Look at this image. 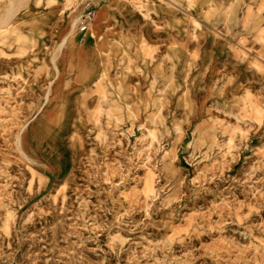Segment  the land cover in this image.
<instances>
[{"label":"rangeland","instance_id":"obj_1","mask_svg":"<svg viewBox=\"0 0 264 264\" xmlns=\"http://www.w3.org/2000/svg\"><path fill=\"white\" fill-rule=\"evenodd\" d=\"M161 3L0 21V264H264V0Z\"/></svg>","mask_w":264,"mask_h":264},{"label":"bare ground","instance_id":"obj_2","mask_svg":"<svg viewBox=\"0 0 264 264\" xmlns=\"http://www.w3.org/2000/svg\"><path fill=\"white\" fill-rule=\"evenodd\" d=\"M145 1V0H144ZM146 1H150L151 2V4H152V6L153 7H158V6H162L163 4L161 3V1L162 0H160V2L159 3H157V0H146ZM26 2V0H12L11 1V3H10V6L6 9V11L3 13V15H2V17H1V19H0V21L2 22V23H7V22H9L10 21V19L13 17V15L15 14V12H16V7L18 6V5H20L21 3H25ZM167 4V3H166ZM36 5H37V2H36ZM121 5H124V3H122ZM102 21V20H101ZM76 22H77V19H73V18H68V17H63V24H64V26L66 27V31H67V36L66 37H68V38H70L71 37V35H72V31H73V29H74V27H75V25H76ZM98 36V35H97ZM90 37H92V38H90V41L91 40H94V41H96V37L95 36H90ZM98 47V55H99V64L101 65V71H100V73H99V75L97 76V79L99 80V82H103V65L106 63L105 61V55H107V58H110V56H111V52H112V50H111V47H109V48H104L103 49V47H99V46H97ZM123 51H124V53L125 54H128L127 53V51H126V49H124L123 48ZM104 58V59H103ZM19 130H21V128H19ZM18 130V131H19ZM200 135V138H203V139H206L207 137H208V134L207 133H201V134H199ZM15 141H16V145H17V147L19 148V150H23L22 148H21V146H22V143H21V138H20V135L19 134H17L16 135V137H15ZM22 153V152H21ZM25 157H26V155H25V153L23 152L22 153ZM27 159H29L28 157H26ZM1 203H2V200L0 199V206H1Z\"/></svg>","mask_w":264,"mask_h":264},{"label":"built area","instance_id":"obj_3","mask_svg":"<svg viewBox=\"0 0 264 264\" xmlns=\"http://www.w3.org/2000/svg\"><path fill=\"white\" fill-rule=\"evenodd\" d=\"M91 14H92V11L90 8L87 9V11L82 12V17H81V22H80L82 29L86 27L84 24L85 21H88L89 19H91Z\"/></svg>","mask_w":264,"mask_h":264}]
</instances>
